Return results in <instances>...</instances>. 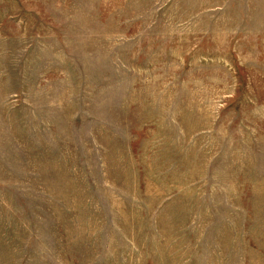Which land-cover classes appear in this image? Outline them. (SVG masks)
Listing matches in <instances>:
<instances>
[{"label":"rangeland","instance_id":"374dc122","mask_svg":"<svg viewBox=\"0 0 264 264\" xmlns=\"http://www.w3.org/2000/svg\"><path fill=\"white\" fill-rule=\"evenodd\" d=\"M0 264H264V0H0Z\"/></svg>","mask_w":264,"mask_h":264}]
</instances>
